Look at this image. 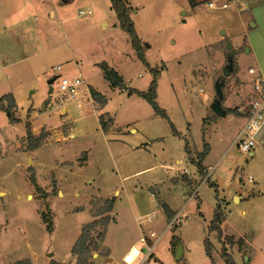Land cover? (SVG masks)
<instances>
[{
	"label": "rangeland",
	"instance_id": "374dc122",
	"mask_svg": "<svg viewBox=\"0 0 264 264\" xmlns=\"http://www.w3.org/2000/svg\"><path fill=\"white\" fill-rule=\"evenodd\" d=\"M209 1L216 5L221 2L203 0L192 8L188 0H125L145 50L144 56L151 67L160 70L156 102L166 111L179 135L171 132L166 119L153 115L152 107L142 97L127 99L125 93L110 92L105 109L115 113L117 126L130 122L132 118L141 122L154 117L145 129L153 140V147H147L149 152L139 148L128 153L124 142L112 141L114 138L123 140V135L133 143L147 142L141 137L140 125H137V133L103 131L98 116L104 110H98L93 99L96 107L87 100L81 101L80 95L71 99L58 92V78L52 83L53 92L48 94L49 79L63 74L73 76L79 71L87 82L106 90L105 79L99 71L103 62L120 70L129 86L147 90L152 73L135 57L128 34L118 25L114 26L119 21L109 8V0H79V8L91 7L89 16H78V6H72L75 11L69 23L74 27L69 31L70 42L60 40L62 34L60 39L43 38L49 25L60 33L61 25L57 18L50 20L47 10L39 7L26 9L30 15L25 24L29 31L25 39H32L31 49L8 55L5 52L8 40L3 34L5 31H0V58L30 55L24 61L33 67L16 76L15 69L9 68L10 74L0 86V97L8 93V88L17 87L15 98L19 120L25 123V128L29 124L31 131L32 125L36 127L40 123L37 132H32L35 135L42 130L46 133L42 144L30 150L25 129L13 130L6 115L0 113V151L3 155L7 148L4 137L14 143V147H10L12 155L3 156L0 161V189L6 191L4 195L0 193V264H12L24 258L31 263L34 259V264H49L46 262L51 259L76 264L75 257L71 259V245L81 224L91 218L87 211L72 210L88 204L91 213L96 208L92 201L101 200L99 196L116 198L113 206L115 221L107 226L106 241L112 246L117 264H125L119 255L124 252L128 241L140 237V228L146 234L149 229L153 231L148 234L151 243L147 242V246L153 245L159 264H227L220 255L223 244L237 264L247 263V258L249 264H263L258 261L262 254L256 256V243L246 246L250 232L243 237L234 233L233 229H245L242 220H236L240 217L232 216L221 229L220 239L216 231L208 229L216 200L212 176L199 185L203 175L183 154L185 136L192 146H189L192 157L203 150V138L214 145L205 164H214L227 145L228 137L222 143L219 141L221 132L226 131L222 122L217 128L205 125L203 129V117L213 114L210 100L215 98L217 81L222 82L224 94L221 106H233L239 96L238 85L243 88L251 84L254 77L260 74L264 77V0H237V3L230 0L231 4L226 8L210 7ZM243 2L244 7L240 5ZM238 7H243L242 11ZM102 20L107 21L106 26H102ZM242 21L248 33L240 30ZM221 29L225 34L220 32ZM204 42L210 45L201 50ZM56 43L61 45L53 49L51 46ZM230 55L233 63L226 76L224 68ZM72 57L79 60L78 65L74 64ZM58 64L60 70H56ZM250 67L255 73L248 71ZM72 69L74 72H68ZM228 93L232 94L230 99ZM255 95L250 92L247 99L250 101ZM78 100L82 102L81 107L76 105ZM3 104L7 106L8 102ZM31 110L35 111L33 118L28 114ZM8 112L9 120L11 117L16 119L13 109ZM225 115V119L230 117L229 113ZM104 119L108 122L109 116L104 115ZM82 156H86V160L80 165ZM246 157L233 146L223 156L221 165L229 161L231 165L236 163L244 168L249 161ZM176 159H181L182 163L177 164ZM66 161L73 163L63 167L58 165ZM29 166L34 170L37 185L48 193L46 202L50 210L45 207L42 193L29 180ZM257 168L258 165L253 163L251 171ZM139 170L138 176L135 172ZM242 172L245 173L240 181L246 179L248 169ZM130 174L138 178L133 183L123 181L122 177ZM229 174L230 171L225 172L223 186L231 191L232 187L226 186ZM191 175H194L193 180L188 181L186 178ZM232 182L238 183L239 177L235 176ZM60 186L63 196L58 190ZM115 189L117 194H113ZM163 203L171 211V217H168ZM43 212L51 217L52 233L46 230ZM149 215L151 220L147 219ZM101 230L100 226L91 232L95 244L97 240L102 243L103 238L98 235ZM260 235L264 238L263 233ZM205 239L211 244L209 255L205 251ZM178 242L184 247L185 254L175 259L171 250ZM141 244L144 243H138ZM236 248H245V255L235 253ZM138 260L132 264H146Z\"/></svg>",
	"mask_w": 264,
	"mask_h": 264
},
{
	"label": "crops",
	"instance_id": "0c3cea01",
	"mask_svg": "<svg viewBox=\"0 0 264 264\" xmlns=\"http://www.w3.org/2000/svg\"><path fill=\"white\" fill-rule=\"evenodd\" d=\"M89 1H98V0H89ZM202 1L203 0H195V5H193V6L191 5L192 8L197 7ZM234 3H237V0ZM244 4H245V2L240 3L241 6L243 5V7H244ZM73 5L78 6L77 7L78 8L77 9V15L78 16H89L92 14L91 7H88L85 9L79 8V6H80L79 0H33V1H31V0H0V31L1 30L5 31V32H3V34H4L5 38L8 40V44H9L8 49L5 52L11 56V55H15V53L16 54H19L21 52L24 53L26 50L31 49L30 46H32V39L31 38L25 39L27 37V34H29V31L27 30V27L25 25L27 18L30 15V11L28 12L26 10L29 7L30 8L39 7L43 11L47 10V14H48L49 19L54 20L55 18H57L59 24L61 25V33L58 32L57 29L54 28V26L51 27L49 25L48 30H47L46 34L43 36V38L49 37L52 39H55V38L60 39V34H62L60 40L65 41L64 43L70 42V34L71 33L69 31L73 27L72 25H70L71 24L70 20H71V18H74L73 13L75 11V6L72 7ZM243 7L242 8L238 7V8L240 9V11H242L241 9H243ZM109 8H110V6H109ZM71 9H72V11H71ZM80 9L84 10L85 14H79L78 11ZM88 10H90V13H87ZM101 23H102V26L107 25L106 20H102ZM116 25L119 26V22H118V24L114 23V26H116ZM240 30L248 33L247 28L245 27V24L243 21H242V25H241ZM235 31H237V28L235 29ZM74 32H72V33H74ZM220 32L222 34H225V31L222 29L220 30ZM73 36H72V38H73ZM27 42L30 45H28ZM60 45H61V43L58 45L56 43L51 47L53 49H57L56 47H58ZM70 45H71V43H70ZM201 45L202 46L200 49L203 50L205 48V50H206V48L208 47V45H210V43L204 42ZM69 51L71 52V50H69ZM135 55H136V53H135ZM29 56L30 55L24 54L21 56L19 55V56L0 58V86L2 85L3 81H6V77H8V75L10 74V73H8L9 68L15 69L14 70L15 76H16V74L21 75L24 71L33 69L31 64H27V62L24 61L26 58H29ZM135 57H137V55ZM72 59L75 62L74 64H76V65L79 64V60H77L76 58H73V57H72ZM58 65H56V66H58ZM73 70H75V69H72V71H68V72H74ZM115 70L123 77L124 82H125V88L119 89L117 87H111L109 85L108 81L104 78L101 69L99 71H100V74L102 75V77L105 79L106 87H107L106 90H104V89L100 90L95 85L87 82L86 79H84L83 76L81 75L80 71L78 73H76V75L80 74L82 76V78L84 80V86H86L87 88L89 86H92L95 90H97L98 92H100L102 95H104L106 97V99H107L106 105L104 107H101L98 105V110H100V111L104 110V112L101 114L109 116V121H108L109 128H108L107 132L108 131L110 132L112 130L113 131L116 130L117 133H121V134H123V132L137 133L139 131V128H137V125H140L141 137L144 139L143 141H147V142L139 143V144L133 143L132 141L126 139L123 135H122L123 140H121L120 138H114L112 141L124 142L125 143L124 148L127 150L128 153L129 152L131 153L132 151H135L136 149H139V148H141V149L144 148L146 151L149 152L150 150L147 147H150V148L153 147V145H152L153 140H151L152 137L145 131V129H146V125L150 121H152L154 119V117H152V119L142 120L141 122L136 118H132L130 122L125 123L121 126H117L116 122H115L116 121L115 113L111 114L109 111H107L105 109L107 104H108V98H109V96L107 94H109L110 92L112 93L114 91H117L119 93H125L127 96V99L134 98L137 96L136 94H133V93L129 94L128 93L127 88L131 87V86H129L128 80H126V78L123 76V74L120 72V70H118V69H115ZM248 71L255 73V69H253L251 67L248 69ZM239 72L240 71H238V74H239ZM11 73H13V72H11ZM65 75L68 76V74H65ZM261 76L262 75L260 74L258 77L256 76L253 79L251 78L253 82L251 81V84H249V85L247 84L243 88H242V85H240V86L238 85L236 88L239 90V96H237V100L235 101L234 105L233 106H229V105H223L222 106L224 111H225V109H230V108H233L235 106L237 113H229L230 117H228L227 119L223 118V115L222 116L218 115L216 118H213L209 122L208 128H212V127L217 128L219 126V124H221V122H222V126L226 129V131L224 132L221 130L222 132L220 134L219 141H220V143H222L228 137V142H227V145L225 146V148L223 149V151L220 153V155L217 156V159L214 161V164H205L204 163L205 159L209 155H211V153L214 149V145L211 144V142H208L209 151L205 155V157L202 161V165L204 167L203 168L204 175H203L201 181L199 182V185L202 182L207 181V179H209L212 176V183H214L216 185L217 193H218V199L216 197L215 205L219 201L222 210L225 212L224 213V219L222 220V222L220 224L221 229L225 225H227L226 223H228V221L232 218V216L233 217L236 216L237 218L240 217L236 220H238V221L242 220V222L241 221L240 222L244 223L245 229H242V228L241 229H233L234 233H237L243 237L244 234L250 232V238L246 240V246L251 245L252 243L255 242L256 247H257L256 256L258 257L259 254H262V256H259L261 258V260H258V261L263 262V264H264V238H261V235H260L261 233L264 234V124L262 125L260 130L255 135L254 147H253L252 151L250 152V154H248V156L246 157L247 160H249L246 167H244V168H243V166L240 167L236 163H235V165H231V163L229 161L226 162L225 164L221 165V161L223 160V156L228 152L230 147H233V146H231V142L233 141L235 135L237 134L238 130L241 128V126L243 125V123L245 121L248 103H249V100L247 99L248 93L252 92L253 94L254 93L256 94L257 82ZM242 81H245V80H242ZM5 87H8V85H6ZM17 90H18L17 87L16 88H10V89L8 88V90H7L8 93H5V94H10L12 96V100H13V104H14L12 109L15 111L16 121L10 122L8 111L0 110V113H4L6 115V121L14 127L13 130L19 129V127H20L23 130L25 129V132H26L25 123L23 121L19 120L20 116L17 113V105H16V98H15V95L16 94L18 95ZM5 94H3V95H5ZM236 94H237V92H236ZM229 95H232V94L228 93V98H229ZM223 96H224V94H223ZM80 98H83V99H81V101L87 100L91 104H93L92 102H94L90 96L89 91L84 93V95H81ZM81 101L80 100L77 101L76 105L78 107H81V105H82ZM207 102H208V100H207ZM210 102L212 103L213 101L210 100ZM4 103H5V101H4ZM94 107H96V106L94 105ZM65 109L67 111L66 107H65ZM34 112H35L34 110L29 111L28 112V114L30 115L29 117L33 118ZM225 113H226V111H225ZM153 115L156 116L154 111H153ZM210 116H212V114L207 116V117H210ZM225 116H227V115L224 114V117ZM203 118H205V117H203ZM98 120H99V116H98ZM30 123H31V121H30ZM39 124L36 127H34L32 125V132L33 133L37 132ZM100 127H101V125H100ZM206 129H207V127H206ZM23 130H22V132L25 134V132ZM166 134H168V133L166 132ZM4 139H5L4 144H6L7 148L5 149L6 153L4 152L5 153L4 155H3V151H0V161L2 160L3 156L5 157L7 155H12V154H10V149L14 147V143H11L9 141V138L6 139L4 137ZM187 140H188V138H187ZM143 144L146 146L142 147ZM184 146L185 145H183V154L187 158V160L190 161L188 159V154L186 153ZM189 146L192 148V146L188 140V147ZM219 150H220V148H219ZM189 151H190V148H189ZM191 151H193V153H194L193 149H191ZM193 155L196 156V154H193ZM81 160L82 161H81L80 165H83L85 163L86 156H82ZM175 162L177 164L182 163L181 159H176ZM69 163H73V162L66 161V163H64V164L58 163V165L63 167V166L69 165ZM253 163L257 164L258 168H257V170L251 171V166ZM247 169H248V174L246 176V179H242V181H240V177H242V174L245 173V172L243 173L242 171L247 170ZM228 171H230V174L228 176L230 178V180H229V182L227 181L226 186L227 187L231 186L232 187L231 191L228 188L223 186V182H224L223 176H224L225 172L228 173ZM140 172H141V170L136 171L135 173L139 176ZM184 172L186 173L185 168H184ZM7 173H9V172L7 171ZM137 175L136 176H135V174L125 175L122 177V179H123V181L131 180V183H133L132 181H135V179L138 178ZM194 175H196V174H194ZM194 175H191L190 177H188L186 179L188 181H191V180H193L192 177ZM235 176L239 177L238 183L232 182V180L234 179ZM248 176H251L253 178V182H249L247 180ZM130 185H132V184H130ZM133 186L135 187V184H133ZM58 190H59L61 196H63L64 193L61 189V186H60V188H58ZM59 192H58V194H59ZM0 193H3V195H4L6 193V191L3 189H0ZM117 193H118V190L115 189L113 194H117ZM92 196H96V195H92ZM96 197H98V196H96ZM98 198L105 199V198H109V197H100L99 196ZM115 202H116V198L114 200L113 206L115 205ZM87 205H85V206L80 205L81 208H79L78 210H72V211H78V212L87 211L89 213L90 218H91L90 220H92L93 217H92ZM109 214L112 217V220L110 221L109 224H112L115 221L114 220L115 217L113 215V207H112V210L109 212ZM136 218H138V217H136ZM147 219L151 220L152 217L149 215V216H147ZM82 224H81V226H82ZM109 224H108V226H109ZM169 224H170V222L167 223V227H169ZM138 225H139V223H138ZM208 227H209V225H208ZM139 228H140V226H139ZM236 228H238V227H236ZM140 230H141L140 237H138L137 239H135L133 241H128L127 244L125 245L126 248H125L124 252L122 254L120 253L121 255H119L120 256L119 258L125 264H132L133 261H135V259L136 260L139 259L138 261L142 260V262H144L146 264H159L160 259L156 255V253L154 252L153 245L150 244V246H147L148 243H151L150 242L151 236H149L148 234H152L153 231L151 229H149L147 231L148 234H146L142 231L141 228H140ZM53 231H54V228L52 229V231L50 233H52ZM230 234H233V233H230ZM78 235H79V233L77 234V237H78ZM75 236L76 235H74V237ZM77 237L74 239L73 243L75 242ZM141 238H143L144 241H141ZM171 241H173V236H171ZM139 242H143L144 244H141L139 246L138 245ZM73 243H72V245H73ZM72 245H71V248H72ZM176 246H177V244L175 245V249L171 250L172 253H174V254H175ZM131 248L136 249L137 254L135 255V258L132 262H127L124 259V257L126 255V253ZM181 248H182V254H181V257H182L185 254V249L182 245H181ZM244 249L245 248H243V249L236 248L235 249L236 251H234V252L237 253L239 256H244L245 255ZM150 255H151V257H150ZM50 256H52V253H50ZM71 259H73L72 253H71ZM249 260L250 259L247 258V263H245V264H249L248 263ZM211 261H213V259H211ZM58 262H60V261H58ZM32 263L34 264V259H33ZM46 263H49V260H47ZM89 263L90 264H117L118 263V259H116L114 257L112 246L106 241V232H105V235L102 239V243H101V241L99 242L97 240V247L95 250L92 251Z\"/></svg>",
	"mask_w": 264,
	"mask_h": 264
},
{
	"label": "trees",
	"instance_id": "16d2710c",
	"mask_svg": "<svg viewBox=\"0 0 264 264\" xmlns=\"http://www.w3.org/2000/svg\"><path fill=\"white\" fill-rule=\"evenodd\" d=\"M189 3L193 6L195 5V0H188ZM110 8L115 12L118 21H119V27L121 30L126 32L130 38V44L132 48L134 49L138 59L151 71L152 73V79L148 85L147 90H138L133 87H128L127 91L129 94H136L139 97H142L145 99L150 106L152 107L154 113L164 119L167 120L170 130L174 135H179V132L176 130L175 126L169 119L168 115L166 114V111L161 108L158 103L156 102V85H157V76L160 72L159 69L153 68L149 65L147 62L145 56H144V50L143 46L141 44L140 38L135 30L134 22L132 18L130 17V8L125 3V0H110ZM230 57H232L230 55ZM101 69L103 71L104 78L108 81L109 85L111 87H117L119 89H122L125 87V82L123 77L112 67H109L108 65L101 64ZM163 69V66L160 68ZM89 93L91 98L99 105L103 106L106 104L107 99L104 95H102L100 92L95 90L93 87H88ZM216 97V94H215ZM4 101L8 102L7 106H4ZM222 101V100H221ZM13 100L12 96L10 94H5L2 97H0V110L10 111L13 107ZM226 113H237L236 109H225ZM218 115L213 113L210 117L203 118V129L205 125H208L209 122L216 118ZM10 121L14 122L16 119L13 117L10 118ZM99 123L101 125V128L103 131H107L109 128V124L107 120L104 119V115H99ZM202 135L204 136V131L202 130ZM46 137V133L42 130L38 135H35L32 133L29 124H26V142L28 149L32 150L35 148H38L44 138ZM185 141V151L188 154V159L195 163L197 166L198 171L200 174L204 175L203 172V165L202 160L204 159L205 155L209 151V144L205 141L203 138V150L200 152H197L196 157L190 156V151L188 147V140L186 137H183ZM30 171L29 180L32 183V185L35 187L37 191H40L42 193V197L44 199L45 207L47 210H50L48 207V204L46 202V199L48 197V193L41 190V188L37 185L36 178L34 175V170L31 166L28 167ZM208 180V179H207ZM211 185L215 188L216 197L218 199V193H217V187L214 183H211ZM114 197L105 198L101 200H93L92 203L96 205V208L91 211V215L93 217L92 220L84 223L81 228L79 235L75 242L72 245L71 253L72 256L76 259V264H90L89 259L91 257L92 251L96 249L97 242L95 244L94 238H92L91 232L96 229L97 227H102L101 232L98 233L100 238H103L105 235V232L107 230V226L112 220V217L109 215V212L112 210L113 204H114ZM163 208L166 210L168 217H171V211L169 210L168 206L163 203ZM43 221L46 224V230L48 232H51L53 229V222L51 220V217L48 216L47 213H42ZM224 219V214L220 205V202L218 201L215 205L213 216L209 222L208 229L210 231H216L217 236L220 239L221 238V227L220 224L222 220ZM204 247L206 253L209 255L211 244L207 239L204 240ZM220 255L222 258H224L227 262V264H237L235 260L233 259L232 255L229 254L226 251L225 245L223 244L221 247ZM12 264H32L31 261L28 258L19 259L14 261ZM49 264H68V263H61L54 259H51L49 261Z\"/></svg>",
	"mask_w": 264,
	"mask_h": 264
},
{
	"label": "built area",
	"instance_id": "2783aa9c",
	"mask_svg": "<svg viewBox=\"0 0 264 264\" xmlns=\"http://www.w3.org/2000/svg\"><path fill=\"white\" fill-rule=\"evenodd\" d=\"M229 1L230 0H221L220 4L218 5H216L214 1H209L208 6L213 8H226L231 4ZM231 1L234 3L236 0ZM78 12L79 14H85V11L82 9H80ZM87 13H90V10H88ZM60 69L61 66H56V70ZM56 76L58 78L57 91L63 93L65 96H68L71 99L76 98L79 95H84V93L89 91L88 88L84 86V80L79 74L73 76ZM263 124L264 77L261 76L257 82L256 95L248 103L245 121L231 142V146H234L240 153L248 156L254 147L255 135ZM247 180L249 182H253V178L251 176H248ZM141 241H144V239L141 238Z\"/></svg>",
	"mask_w": 264,
	"mask_h": 264
},
{
	"label": "water",
	"instance_id": "95a60500",
	"mask_svg": "<svg viewBox=\"0 0 264 264\" xmlns=\"http://www.w3.org/2000/svg\"><path fill=\"white\" fill-rule=\"evenodd\" d=\"M232 63H233V59L232 57L228 58V63L224 68V74L226 76H228L230 74V69L232 67ZM106 63L103 62V65H105ZM57 78V76L52 77L51 79L48 80V94H51L53 92V87H52V83L53 81ZM222 82L221 81H217L215 84V92H216V97L214 98L212 104H211V108L213 113L222 116L225 114V111L223 109V107L221 106V100L223 99V91H222ZM182 254V248L181 245L179 243H177V247L175 250V254L174 257L175 259H179L181 257Z\"/></svg>",
	"mask_w": 264,
	"mask_h": 264
},
{
	"label": "bare ground",
	"instance_id": "6f19581e",
	"mask_svg": "<svg viewBox=\"0 0 264 264\" xmlns=\"http://www.w3.org/2000/svg\"><path fill=\"white\" fill-rule=\"evenodd\" d=\"M136 254H137L136 249L131 248V249L126 253L124 259H125L127 262H132V261L134 260Z\"/></svg>",
	"mask_w": 264,
	"mask_h": 264
}]
</instances>
